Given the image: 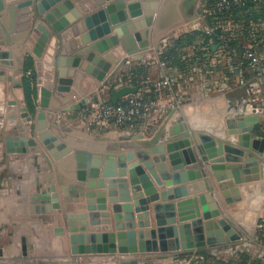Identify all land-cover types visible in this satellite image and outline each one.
I'll use <instances>...</instances> for the list:
<instances>
[{
  "label": "crops",
  "instance_id": "obj_1",
  "mask_svg": "<svg viewBox=\"0 0 264 264\" xmlns=\"http://www.w3.org/2000/svg\"><path fill=\"white\" fill-rule=\"evenodd\" d=\"M103 1L3 0L4 7L0 10V264H37L40 260L50 264H121L125 260H138L139 264L173 263L178 252L121 254L118 252V241H120L118 238L112 244L115 251L108 254H73L69 235L81 233L83 224L86 228L83 233L86 234H118L125 233L130 228L135 231L158 228L155 204H175V216L170 209L163 210V219L166 223L174 217L177 219V224L189 223L191 220L180 222L178 204L202 193L212 194L213 200L223 211L220 217L230 218L237 224L245 235L242 243L253 246L249 253L264 258V252L257 254L255 248L256 245H260L264 249V177L253 182L236 184L233 190L226 185L233 179L217 180L212 168L214 164L211 161H202L200 167L196 166V162H192L193 156L199 161L198 151L194 150L193 155H189L191 162L188 163L184 154L182 155L186 148L173 151L168 149L169 144L180 141L178 140L180 134L170 135L169 129L181 120L186 127L185 132L190 130L206 133L236 145L235 136H225L227 120L241 114L257 115L259 121L254 126L253 134L255 137L264 138V102L263 100L260 102L254 96L261 91L264 94V79L256 85L247 76L246 83H241L240 71H246L242 60L222 57L217 44L210 43L203 34L187 48L189 53L185 56L187 64L184 70L170 67L166 61L162 65L161 55L172 38L195 30L204 32L203 28L209 23V19L205 13L206 0H159L153 23L149 26L151 32L147 39L150 46L147 52L142 59H138L136 54L126 53L129 62L127 61L119 72L111 75L116 67V64H113L106 77L107 86L100 89L101 81L82 70L79 64L71 61L75 57L74 54L85 46L100 41L101 45L96 47V52L103 57L104 53L122 46L120 42L122 37L134 36L135 33L142 31L134 29L133 21L145 17L143 14L123 22L120 33L111 31L103 38L106 39V43H102L100 39H95L96 27L91 14L94 11H102L103 5L108 3L102 4ZM132 1L135 0H125L127 10L128 3ZM58 3H64L68 7L66 14L57 11ZM151 9V2L145 6L142 4L143 11ZM47 12L56 15L57 20L64 26L62 31H55L46 20ZM262 12L236 11L225 19L224 24L236 35L238 42H248L253 37L264 34V12L263 14ZM105 22L106 20L103 19L102 23ZM39 25L50 31L41 58L32 51L42 33L35 30ZM134 41L136 44L137 40ZM128 44L133 47L131 40ZM196 51L199 55L195 53ZM63 55L69 58L67 63L69 72L65 78H59L58 60ZM28 56L35 61L40 58L44 62V85L54 91L47 108L40 105L41 84H38L37 80H35V108L31 109L27 104L23 79L29 72L25 67ZM83 59L81 57L80 61L82 62ZM6 61L10 63L6 64ZM141 65L146 66V72H140ZM166 75L175 77L172 92L156 85ZM127 77L140 80L141 85L136 93L155 95L159 109L157 113L142 117L131 126L120 128L112 122L101 119L98 112L100 105L112 98V89H119L118 86ZM87 97H93L92 103L87 107L69 109L71 105ZM25 112L30 113L31 121H25L23 117ZM160 133L162 137L152 146H163L162 154L166 156V160L161 162L164 166L160 163L154 165L161 183L158 184L150 176L159 198L148 201V218L144 216L145 212H136L135 205L132 208L134 214L132 219H127L126 215L129 212L127 213L126 209L116 213L113 209L114 203L109 200L107 187L92 190L96 193L107 192L104 199L106 208L97 210L99 216L93 219L89 216L85 198L77 202H64L66 197L62 191L63 187L68 193L74 190L73 187L79 192L90 191L85 184H81V176L83 172L85 174L89 171L93 156H103L104 161V155L110 151L148 152L149 147L140 145L141 141H151ZM132 134H142L143 137L123 139ZM18 139H23L22 141L33 139L34 146L40 150L26 153L9 152L8 149L15 147V140ZM189 139L192 141L191 147H197L198 139L194 135L189 136ZM34 146L30 148L33 149ZM173 152L181 154L179 163L175 165L169 157ZM159 155L161 154H150L151 157ZM225 155L226 153H223L219 157L225 158ZM138 160L139 157L136 155L133 161ZM219 164L230 163L224 161ZM84 165L85 168H80ZM104 167L103 163L102 171ZM199 172H202L203 177H198ZM217 173L223 179L228 176V169L219 170ZM174 174H178L177 179L174 178ZM86 178L89 180L88 177ZM125 178L128 180L127 195L131 197L130 203L134 204L137 198L134 197L129 176ZM108 179L111 178L107 177L106 180ZM201 181L205 183V191H200ZM51 185L57 187V191L51 193L52 205L59 207L53 208L51 214L33 213L31 211L35 206L32 202L33 196L49 190ZM222 185L224 186L221 187ZM182 186L187 187L186 196H182L180 190L176 191ZM113 189L116 192L113 197L119 204L124 205L125 202H121V199L126 193H122V188L118 185ZM139 192H143V189ZM224 193H227L228 197L241 198L228 204ZM164 197L170 199L163 202ZM104 202H100L98 195L94 197L96 205ZM188 207L190 210V207L194 206L188 205ZM82 213L87 215L81 217ZM103 213L107 216L103 217ZM67 215H74L72 224L77 232L69 231ZM146 221L150 223L149 226H140ZM118 222L124 224V229L117 228ZM121 241L124 247L129 248L127 237ZM98 244H104L102 238L100 242L97 241L96 245ZM238 248L241 246L235 248L232 255L225 260L232 258ZM215 250L217 249L206 248L208 254H214ZM184 256L179 255V258Z\"/></svg>",
  "mask_w": 264,
  "mask_h": 264
},
{
  "label": "water",
  "instance_id": "obj_2",
  "mask_svg": "<svg viewBox=\"0 0 264 264\" xmlns=\"http://www.w3.org/2000/svg\"><path fill=\"white\" fill-rule=\"evenodd\" d=\"M108 2L103 5L102 11H94L91 14V18L96 27L95 39H100L102 43H106L103 39L108 33L115 30L117 33L121 31V24L130 18H137L141 15H145L142 19H134V29L142 30L135 33L134 36L122 37L120 42L122 46L113 49L107 53H104V56L101 57L96 52V47L101 45L100 41L93 43L91 45L85 46L83 49L77 51L72 58L74 64H79L81 69L86 71L88 74L96 77L99 81L102 82L101 88H104L108 84L107 74L110 72L113 64H116L114 70L110 73L111 75L119 72L124 64L129 60V57L126 56V53L136 54L138 59H142L143 55L147 52V49L150 46V42L147 39L150 36V25L153 23V16L156 14L157 7L159 5V0H135L125 5V0H104ZM143 2V3H142ZM151 2L152 9L150 11H143L142 4L145 6L147 3ZM4 7L3 0H0V10ZM57 11L62 14L68 12V7L64 3H58L56 5ZM200 13H203L200 11ZM102 16V18H101ZM46 20L52 25L55 31H62L64 26L57 20L56 15L53 12H47L45 15ZM105 19L106 22L103 24L102 20ZM67 20V24H68ZM114 26V27H113ZM42 33L37 41L35 48L32 50L38 57H42L45 50L46 43L50 37V31L46 30L42 25H39L35 28ZM134 39L137 40L135 44ZM132 41L133 47L128 44V41ZM130 47V48H129ZM29 53L31 51H28ZM120 52V53H119ZM125 56V57H122ZM81 57L83 61L81 62ZM122 57V58H121ZM35 61V72L33 77L36 78L37 83L41 84L40 86V105L44 108H47L50 105L51 98L53 97L54 91L49 87L44 85V62L41 59ZM68 56H60L58 60V77L65 78L68 75ZM6 64L10 62H5ZM21 86V83H19ZM139 87L133 86H124L119 89H112V100L114 103H117L122 97L136 93ZM89 98H84L82 101L77 104L71 105L70 110H75L79 108H84L89 102ZM25 121H31L32 116L29 112L23 113ZM259 119L257 115H236L233 118L227 120V130L225 131V136H235L236 145H232L225 140H219L214 136H211L202 132H191L187 130L185 132L184 122L179 121L174 126L170 127V135L180 134L178 143L168 145L169 151H173L179 148H186L182 152V155L186 157L188 163L191 162L189 155H193L194 150L199 152V161L196 158L192 157V162H196V166H201L202 161H211L214 173L218 181L224 180L225 178L233 179L229 181L226 185L229 188L235 189L236 184L249 183L253 181L260 180L264 177V138L255 137L253 134L254 126L258 123ZM194 135L198 139L199 143L197 147L192 148V141L189 139V136ZM142 134H132L129 137L123 139H140ZM162 133L156 135L153 140L140 143V145H145L149 147V151H139L137 153L129 151L128 153H118V152H106L105 160L103 161V156L96 155L93 156L90 162V169L85 174L82 173L81 184H85L87 189L90 191H77L73 187L70 193H68L65 187L62 188L64 196L66 199L65 203L72 201H80L82 199L87 200V210L89 211V216L93 219L96 216H99L97 210H104L106 208L105 195L107 192L98 191L93 192L95 188H108V194L110 196V201L114 203L113 209L116 213L121 212L123 209L127 210V219H132L134 217L132 211L133 205L136 206V212H145L144 216L148 215L147 203L149 200L155 201L159 198V194L155 193V187L151 181L152 176L156 182L161 183V179L157 176V171L155 169V163H160L166 160V156L163 155L164 147H153L152 145L157 142ZM234 138V137H233ZM21 140V141H20ZM23 139L15 140V147L8 149L9 152H18L26 153L30 151H39L35 147V141L33 139L28 141H22ZM218 143V144H217ZM217 144V147L215 145ZM27 146V147H26ZM30 146H34L33 149ZM223 153H226L225 158L219 157ZM150 154H161L159 156L151 157ZM136 155H138L139 160L133 161ZM181 156L178 152L170 153L169 157L172 160L173 165L179 163V157ZM132 161V162H131ZM227 161L229 165H220L219 163ZM131 162V163H128ZM104 163V169L102 171V165ZM160 165V166H161ZM164 166V165H162ZM86 165L80 167L85 168ZM179 168V167H176ZM181 168V167H180ZM228 169V176L223 179L218 176L217 173L219 170ZM114 169L117 171L115 172ZM148 172H147V171ZM129 176V182L133 187L134 197L137 200L134 201V204L131 202V197L127 195L128 180L125 178ZM198 177H203L202 172L197 173ZM118 176V177H117ZM89 180H87V178ZM109 177L111 179L106 180ZM164 177V175H163ZM125 178V179H124ZM174 178H178V174H174ZM175 183H178L175 181ZM171 184V183H168ZM122 188V193H126L121 199V202H125L124 205L119 204L117 199L114 196L116 186ZM222 185L221 187H223ZM200 191H205L204 181L200 182ZM143 189V192H139ZM181 191L182 196H186L187 187L182 186L177 188L176 191ZM57 187L51 185L49 190L44 193L36 194L33 196V205L32 212L36 214H51L53 208L59 207L52 205V192H56ZM98 195L100 202L99 205L94 203V197ZM226 196V203L230 204L234 201L240 200V196L228 197L227 193H224ZM68 197V198H67ZM170 198H163V202H167ZM188 205H193L194 207H189ZM201 205V206H200ZM179 206V216L180 222H186L191 220L189 223L177 224V219L174 217L166 223L163 219V210L170 209L171 213L174 214L175 204L166 203V204H155V213L157 219L158 228H152L149 231H135L130 228L125 233H109V234H86L83 233L86 228H81V233H72L69 235L71 242V252L73 254L80 253H105L115 251V247H112V244L117 240L119 247L118 252L121 254H147L148 252H181L185 255L191 254L195 250L201 249L203 252H206V248L215 247L216 245L222 243L238 242L236 245H240L242 239L245 238V235L238 228L237 224L232 221L230 218L220 217L223 214V211L219 209L217 203L213 200L211 193H202L193 199H187L178 204ZM96 210V211H95ZM87 214L82 213L81 217L86 216ZM107 216L106 213L102 214ZM175 216V214L173 215ZM73 215H67L69 220V231L77 232V229L73 227ZM120 217V216H119ZM141 218V215H139ZM218 218V219H215ZM145 225H150L146 221ZM144 226V224H140ZM117 228L124 229L123 223H117ZM124 237L128 238L129 248L124 247L123 240ZM104 241V244L96 245L97 241L100 242V239ZM111 244V245H109ZM37 264H50L38 261ZM121 264H139L138 260H125Z\"/></svg>",
  "mask_w": 264,
  "mask_h": 264
},
{
  "label": "built area",
  "instance_id": "obj_3",
  "mask_svg": "<svg viewBox=\"0 0 264 264\" xmlns=\"http://www.w3.org/2000/svg\"><path fill=\"white\" fill-rule=\"evenodd\" d=\"M264 6V0H206L205 13L209 23L204 32L210 43H216L222 57L229 60L241 59L246 71H240V82L245 84L247 76L256 85L264 79V34L253 37L251 41L238 42L237 37L224 24L226 18L236 11H258ZM129 62V60H128ZM164 65V61H161ZM175 77L166 75L157 82V87L174 91ZM157 100L150 95L131 93L122 97L117 103L104 102L99 107L104 121L125 128L145 116L157 113Z\"/></svg>",
  "mask_w": 264,
  "mask_h": 264
},
{
  "label": "trees",
  "instance_id": "obj_4",
  "mask_svg": "<svg viewBox=\"0 0 264 264\" xmlns=\"http://www.w3.org/2000/svg\"><path fill=\"white\" fill-rule=\"evenodd\" d=\"M260 11L264 12V6L260 9ZM201 34L206 36L207 40L209 41V37L202 30H195L192 32L184 33L180 35L179 37L172 38L170 43L163 50L161 59L163 61H166L167 65L170 67H178L179 69L184 70L187 64L186 63L187 60L185 56L188 55L189 53L187 48L191 46L194 43V41H196L197 37ZM195 53L199 55L197 51ZM25 67H26L27 72L28 71L30 72L29 75L25 74L24 79H23L26 101H27L28 106L31 109H34L35 108V98H36V85H35V78L33 77L34 61L32 57L28 56ZM140 72H146L145 65H141ZM140 85H141L140 80H137V81L135 80L134 83H132L131 85L130 84L126 85V86H133V87L140 88ZM151 97L155 99V95H151ZM108 102H113L112 98H110ZM218 263L219 264H264V258L259 257V256L255 257L248 251L238 250L235 253V255L228 261L218 260Z\"/></svg>",
  "mask_w": 264,
  "mask_h": 264
},
{
  "label": "rangeland",
  "instance_id": "obj_5",
  "mask_svg": "<svg viewBox=\"0 0 264 264\" xmlns=\"http://www.w3.org/2000/svg\"><path fill=\"white\" fill-rule=\"evenodd\" d=\"M178 36V35H177ZM31 57V56H30ZM152 60V58H151ZM35 61V60H33ZM34 72H35V67H34ZM30 72L26 73V75H29ZM35 78V77H34ZM36 80V78H35ZM137 81V78H134V79H129L128 77L126 79H123V82H121V85L118 86L119 88L123 87V86H126V85H129L130 83H134V81ZM115 85H113L112 87L114 88ZM263 91H264V87H263ZM97 96V95H94V97ZM256 98L259 99V101L261 102L263 100L264 102V94L261 92H257L255 93L254 95ZM263 96V98H261ZM89 98V102L88 104H91L92 103V98L93 97H87ZM87 104V106H88ZM86 106V107H87ZM85 108V107H84ZM82 109V108H81ZM98 114L100 115V112H98ZM102 119V118H101ZM74 216V215H73ZM103 216V215H102ZM103 217H106V216H103ZM81 228H84V224ZM259 233H257V236H258ZM243 241V240H242ZM241 241V245L237 246L236 244L238 242H230V243H223V244H219V245H216L215 247H212V248H216L217 250H215L216 252H214V254H208L207 252H203L201 249L199 250H195L193 251L190 255L187 254V256H184L185 254L181 253V252H172L173 254L177 253V255L175 256L176 260L173 261V263H170V264H175V262H177V264H219L218 263V260H225L228 258V256L232 255V252L235 248L237 247H240L241 248H238L239 250H244V251H248L250 252L251 248L253 247H250L248 245H245L243 244ZM231 247V249H230ZM255 247V246H254ZM256 252L257 254H260L262 252H264V249L263 247H260V245H256ZM166 252H170V251H165ZM205 254V256H204ZM179 255L181 256H184L183 258H179ZM188 259H187V258ZM261 257V256H259ZM231 259V258H230ZM141 260V259H140ZM144 261V260H143ZM188 261V262H187ZM226 261V260H225ZM45 263V262H44Z\"/></svg>",
  "mask_w": 264,
  "mask_h": 264
},
{
  "label": "bare ground",
  "instance_id": "obj_6",
  "mask_svg": "<svg viewBox=\"0 0 264 264\" xmlns=\"http://www.w3.org/2000/svg\"><path fill=\"white\" fill-rule=\"evenodd\" d=\"M130 212H132L131 210H130ZM134 215V214H133ZM149 217V213H148V215L146 216V218H148ZM144 226H145V224H144ZM146 226H148V225H146ZM149 230H151V229H146V230H143V231H149Z\"/></svg>",
  "mask_w": 264,
  "mask_h": 264
}]
</instances>
